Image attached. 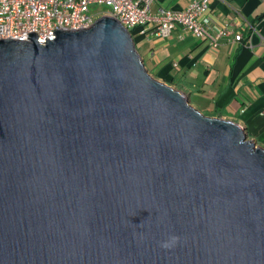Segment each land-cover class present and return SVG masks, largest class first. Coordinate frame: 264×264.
<instances>
[{
	"label": "water",
	"instance_id": "water-1",
	"mask_svg": "<svg viewBox=\"0 0 264 264\" xmlns=\"http://www.w3.org/2000/svg\"><path fill=\"white\" fill-rule=\"evenodd\" d=\"M55 36L0 41V264H264V148L116 19Z\"/></svg>",
	"mask_w": 264,
	"mask_h": 264
},
{
	"label": "crops",
	"instance_id": "crops-1",
	"mask_svg": "<svg viewBox=\"0 0 264 264\" xmlns=\"http://www.w3.org/2000/svg\"><path fill=\"white\" fill-rule=\"evenodd\" d=\"M194 1L152 0L149 13H180ZM206 15L212 37L222 29L231 33L217 39L216 47L179 27L155 38L150 25L136 30V50L155 79L172 82L170 86L207 116L237 123L248 139L264 148V0H210ZM236 34L243 36L241 43L234 41Z\"/></svg>",
	"mask_w": 264,
	"mask_h": 264
},
{
	"label": "built area",
	"instance_id": "built-area-1",
	"mask_svg": "<svg viewBox=\"0 0 264 264\" xmlns=\"http://www.w3.org/2000/svg\"><path fill=\"white\" fill-rule=\"evenodd\" d=\"M152 0H0V41L28 42V34L34 33L39 43L53 41L56 31H79L92 26L96 19L90 15L94 5L109 10L102 16L116 19L131 32L135 28L155 27L152 35L164 38L179 27L180 31L196 39L208 40L214 48L217 39L228 36V30L209 34L210 21L206 17L210 0H196L180 13L167 10L157 15L149 13ZM251 29V28H250ZM243 36L236 34L234 41L241 43Z\"/></svg>",
	"mask_w": 264,
	"mask_h": 264
},
{
	"label": "rangeland",
	"instance_id": "rangeland-1",
	"mask_svg": "<svg viewBox=\"0 0 264 264\" xmlns=\"http://www.w3.org/2000/svg\"><path fill=\"white\" fill-rule=\"evenodd\" d=\"M109 9L107 8V7H105V6H102V7H100L99 5H94V6H92L91 7V9H90V15H95L97 18H99L100 16H102V13H105V12H107ZM139 27L138 28H135V29H133L132 30V38H134V40H135V44H136V46H137V48H138V44H139V40H140V37H139V35L136 33V30H138L139 31ZM162 82V81H161ZM192 103L194 104L195 103V105L197 106H199V103L198 102H196V101H194L193 99H192ZM197 103V104H196ZM198 108V107H197ZM196 108V109H197ZM198 111H199V109H197ZM201 112V111H200ZM202 114H204V115H206V113H203V112H201ZM207 116V115H206Z\"/></svg>",
	"mask_w": 264,
	"mask_h": 264
},
{
	"label": "trees",
	"instance_id": "trees-1",
	"mask_svg": "<svg viewBox=\"0 0 264 264\" xmlns=\"http://www.w3.org/2000/svg\"><path fill=\"white\" fill-rule=\"evenodd\" d=\"M164 81H165V80H164ZM165 83L168 84V85H172V82H170V81H168V80L165 81Z\"/></svg>",
	"mask_w": 264,
	"mask_h": 264
},
{
	"label": "clouds",
	"instance_id": "clouds-1",
	"mask_svg": "<svg viewBox=\"0 0 264 264\" xmlns=\"http://www.w3.org/2000/svg\"><path fill=\"white\" fill-rule=\"evenodd\" d=\"M166 246V245H165Z\"/></svg>",
	"mask_w": 264,
	"mask_h": 264
}]
</instances>
